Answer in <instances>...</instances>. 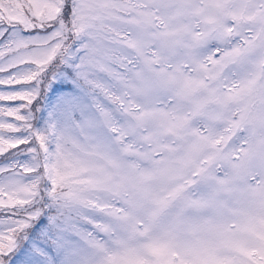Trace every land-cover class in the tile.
I'll return each mask as SVG.
<instances>
[{
    "label": "snow or ice",
    "instance_id": "6c2138e0",
    "mask_svg": "<svg viewBox=\"0 0 264 264\" xmlns=\"http://www.w3.org/2000/svg\"><path fill=\"white\" fill-rule=\"evenodd\" d=\"M0 264H264V0H0Z\"/></svg>",
    "mask_w": 264,
    "mask_h": 264
}]
</instances>
